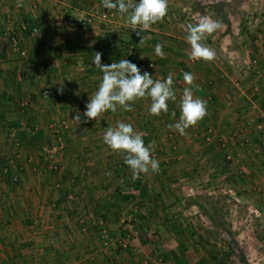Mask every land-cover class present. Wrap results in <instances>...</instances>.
Returning <instances> with one entry per match:
<instances>
[{
	"label": "crops",
	"instance_id": "crops-1",
	"mask_svg": "<svg viewBox=\"0 0 264 264\" xmlns=\"http://www.w3.org/2000/svg\"><path fill=\"white\" fill-rule=\"evenodd\" d=\"M12 1L1 0L0 6V237H5L0 241V264H184L190 252L187 249L180 256L178 249L184 246L175 242L170 228L182 230V226L172 219L183 217L188 209L183 210L182 203L192 195L184 192L193 183L190 175H199L203 182L208 171L216 168L221 151L215 137L236 133L228 144L233 156L240 152L239 139L252 142L258 150H250L256 154L240 153L238 164L248 181L255 179L264 186V165L258 162L264 161L260 156L264 157V136L255 129L264 112V0H168L162 22L140 35L129 28L119 36L112 31L119 30L127 18L119 11L111 27L95 21L78 29L67 22L69 16L102 12V0H26L21 10L14 9ZM209 8L210 14H205ZM196 15L223 25L203 41L216 52L211 62L191 63L189 58L186 26ZM23 27L38 28L40 37H30ZM8 31L17 35L25 57L11 48L5 36ZM157 43L163 45L164 58L155 54ZM127 46H133L135 56L128 54ZM53 51L59 54L48 69L44 62ZM95 52L102 54V65L127 59L154 81L166 80L171 73L177 99L168 101V113L152 116L148 98L131 103L133 111L118 106L115 113L109 110L97 120H88L83 115L86 104L103 76L92 63ZM184 72L194 75L192 91L206 101L207 115L180 137L169 125L179 120L183 89L189 87ZM46 89L52 92L49 96L44 95ZM252 102L259 106L258 114L249 110ZM15 110L25 111V117H17ZM77 114L79 124L74 120ZM61 122L67 125L65 131L60 130ZM118 122L146 128V143L162 144L172 154H180L176 160L182 163L160 165L159 173L141 174L133 181L123 155L103 143L105 129ZM207 135L213 136L209 142ZM57 137L65 149L56 169L45 157H28L43 139L51 143ZM198 137L205 144L197 146ZM178 183L182 192L174 191ZM128 215L133 217V234L120 224ZM102 231L114 239L110 247H116L119 256L100 254L99 248L107 249L102 246Z\"/></svg>",
	"mask_w": 264,
	"mask_h": 264
},
{
	"label": "clouds",
	"instance_id": "clouds-1",
	"mask_svg": "<svg viewBox=\"0 0 264 264\" xmlns=\"http://www.w3.org/2000/svg\"><path fill=\"white\" fill-rule=\"evenodd\" d=\"M18 6L22 5L18 4ZM102 6L109 11L118 8L121 15L127 14V23L133 31L137 32V35H140L142 31L150 30L157 22H162L168 12V0H139L138 3L137 0H116V2L102 0ZM193 21L186 26V41L191 48L189 58L211 62L216 58V52L203 41L222 29V22L200 15L194 16ZM138 28L139 31H137ZM144 43L145 38L141 36L139 44ZM154 51L156 56L164 58L162 44L157 43ZM101 57L100 52L94 53L92 63L100 69L103 76L98 90L90 96V101L86 104L83 115L88 120H97L109 110L115 113L118 106L124 111H133L131 103L148 98L151 100L149 113L152 116L168 113V101L177 99L172 87L171 73L166 80L154 81L148 72L141 74L137 65L127 59L102 65ZM183 80L189 87L183 89L179 103L181 113L179 120L174 125H169V128H174L181 136H187L186 130L195 127L207 115V103L194 95L192 86H194L195 77L192 73L184 72ZM59 91L62 92V87ZM172 115L175 116V113L173 112ZM74 120L79 124L80 114H77ZM103 143L112 152L123 155L124 163L131 170L133 181L139 179L141 174L159 171V161L152 156L154 143L145 146L142 133L135 131L132 124L118 122L115 127H107L103 134Z\"/></svg>",
	"mask_w": 264,
	"mask_h": 264
},
{
	"label": "rangeland",
	"instance_id": "rangeland-1",
	"mask_svg": "<svg viewBox=\"0 0 264 264\" xmlns=\"http://www.w3.org/2000/svg\"><path fill=\"white\" fill-rule=\"evenodd\" d=\"M217 10L220 13L219 8ZM210 11L209 8L204 12L205 14H210ZM245 15L248 14L243 13V17ZM191 21L194 22L193 20ZM250 26L252 24L248 25V27ZM125 49L130 52L129 46L125 47ZM14 113H16L17 117H22V115L25 117L24 115H26L25 111L21 113L15 110ZM11 126L17 127V125ZM136 128L134 127V129ZM12 133L14 134L15 130ZM12 137L14 138L15 136L13 135ZM212 137L211 140L213 139ZM219 138L217 136L214 139L218 149L221 151L220 154L217 152L220 155V159L215 165L216 168H211L208 171L203 182L199 179V175H190L193 179H190L189 182L193 181V183L190 184L187 181L190 186L187 190L183 189L188 194L192 193V195L186 197L189 199V202L183 201L182 203L183 210L188 208V212L186 211L183 217L180 215L176 219H172L174 221L173 224L178 225L177 223L180 222L182 230H180L181 227H179V230L169 228L172 232L175 231L172 233L175 242L177 244L181 243L184 246L183 250L180 251L178 249L180 256L183 257V252L189 249L190 255L184 257L186 264H198V262L202 264H264V186L260 183H255V179L248 181L249 176L245 175V171L238 164L239 162L242 163L240 153L243 152L245 154L251 147L253 150H258V148L250 142L248 147H240V152L237 153V156L236 154L233 156L228 150V145L225 150L219 147L217 143V139ZM49 141L50 139H43L37 145V148H34L33 151L31 149L32 152L30 153L28 152V157H42L43 160L44 155L40 153V147L44 144H49ZM230 141L231 139H228L227 144ZM204 142L203 139L199 140V137L196 140L197 146L205 144ZM147 145H149L148 142L145 146ZM162 146V144L154 143L153 149L158 154V157H162L160 158V165L169 166V164L176 165L182 163L181 159L179 161L176 160V155L180 156V154H176V152L172 154L170 150L167 151ZM251 154L256 153L251 151ZM226 155L231 156L233 161H226ZM260 156L264 158L262 155ZM163 159H168V161L164 162ZM258 162L260 167L264 165V161L258 159ZM239 169H241V173L238 174L237 171ZM44 178L46 179L47 177ZM194 178H197L199 181H195ZM254 178H256V175H254ZM182 187L181 183H178L174 187V191L182 192ZM246 188H249V191ZM175 212L179 213L178 211ZM169 225L171 226V224ZM176 227L178 228V226ZM3 239L0 237V241H3ZM113 240H111L112 243H114ZM115 248L108 247L106 250L99 248L98 251H100V254L114 252L115 255H118L119 250ZM126 251L127 249L123 253H126ZM27 252L29 253L28 249ZM239 254L243 257L244 261L241 260ZM111 256L113 257V255ZM191 261H194V263ZM179 264H182V262L180 261Z\"/></svg>",
	"mask_w": 264,
	"mask_h": 264
},
{
	"label": "built area",
	"instance_id": "built-area-1",
	"mask_svg": "<svg viewBox=\"0 0 264 264\" xmlns=\"http://www.w3.org/2000/svg\"><path fill=\"white\" fill-rule=\"evenodd\" d=\"M25 2H26V0H13L12 1V7L16 10H21L24 7ZM1 3L2 2L0 0V6H1ZM18 4H20L22 6H18ZM117 12H118V8L113 9L111 11H109L108 9H105L98 14H95L94 12L89 11V12H86L83 14H79L78 16H69L67 18V22H68L70 27L78 28V29H85V28L91 26L95 21H98L99 23H104L107 26L111 27L115 23V14ZM129 28H131V26L127 23V18H125L122 21V23L119 24V30L112 31V32H113V34H115V35L117 34V36H119L121 33L123 34V32H125V30H127ZM22 29L24 30L25 33L29 34V36L32 38H39L40 37V30L36 27H30L28 29L23 27ZM5 36L7 37L8 41L11 45V48L13 50H15L17 55L20 58L25 57L26 51L21 47L20 41H19L17 35L14 34L13 32L8 31V32H6ZM58 54H59L58 52L53 51L51 53V55L47 57V59L44 63L48 69H51L54 66L55 61H56V57ZM128 54L130 56H135V51H134L133 46H130V52H128ZM196 61L197 60H191V63H195ZM254 65H255V63L250 64V65L248 64L246 66V70H248V71L251 70ZM51 93L52 92L50 89H46L44 92V95L49 96ZM249 110L253 114L254 113L258 114L260 109H259V106L255 102H252L249 105ZM259 117H260V120L255 123V129L259 134H262V136H264V112H260ZM66 129H67L66 123L61 122L60 123V130L65 131ZM34 131H36V129H34ZM136 131L142 133L144 143L146 144V141L148 140V133L146 132V130L145 129H139ZM179 136L181 137L180 134H179ZM236 136H237L236 133L233 132L229 135V138L228 137L227 138L226 137H220L219 139H217V143L221 149L225 150L227 145H228L227 144L228 139L235 140ZM205 140L206 141L211 140V136L207 135L205 137ZM238 144L240 147H244V146L248 147L250 142L248 139L243 138V139L239 140ZM64 149H65V146H64V143L60 137H57V138H55V141H53L49 144H44L40 147L41 153L44 155V157L47 160H49L52 163L53 169H56L55 163H56L58 157H60L61 154H63ZM152 156H153V158H155L159 161V171L155 172V173L150 171L149 174H156V173L160 172V158L158 157V154H156L155 151H152ZM225 159H226V161H229V162L233 161L232 157L229 155H226ZM237 173L238 174L241 173V170L239 169L237 171ZM120 224L122 227L125 228L126 232H130L132 234L135 232L132 215H128V216H126V218H122L120 220ZM100 238L103 240L102 241L103 247L108 248V247L112 246V244H111L112 241L108 238L107 234L104 231L101 232ZM119 246L121 249L126 248V245L123 243V241L119 242Z\"/></svg>",
	"mask_w": 264,
	"mask_h": 264
},
{
	"label": "trees",
	"instance_id": "trees-1",
	"mask_svg": "<svg viewBox=\"0 0 264 264\" xmlns=\"http://www.w3.org/2000/svg\"><path fill=\"white\" fill-rule=\"evenodd\" d=\"M217 8H218V7H217ZM219 10H220V17H221V20L224 21L225 25H227V27H228V23H227V21H226L225 16H224L223 13H222V9H221V7H220ZM239 256H240V254H239ZM240 258H241L242 261H244L243 257L240 256ZM212 259H215V258H212ZM198 264H202V263H201V262H198ZM219 264H220V263H219Z\"/></svg>",
	"mask_w": 264,
	"mask_h": 264
}]
</instances>
